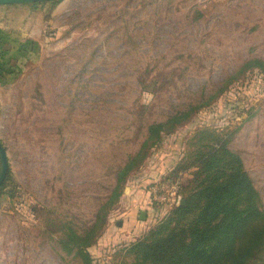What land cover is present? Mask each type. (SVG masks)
I'll list each match as a JSON object with an SVG mask.
<instances>
[{
    "label": "rangeland",
    "instance_id": "obj_1",
    "mask_svg": "<svg viewBox=\"0 0 264 264\" xmlns=\"http://www.w3.org/2000/svg\"><path fill=\"white\" fill-rule=\"evenodd\" d=\"M38 14L41 33L0 82L17 191L0 197V264H82L68 237L98 216L93 264L132 262L128 249L168 214L149 186L207 152L212 132L241 157L264 209V66L244 68L264 63V0H56ZM182 112L189 120L146 150L114 200L149 126Z\"/></svg>",
    "mask_w": 264,
    "mask_h": 264
},
{
    "label": "trees",
    "instance_id": "obj_2",
    "mask_svg": "<svg viewBox=\"0 0 264 264\" xmlns=\"http://www.w3.org/2000/svg\"><path fill=\"white\" fill-rule=\"evenodd\" d=\"M53 1L56 0L40 3ZM9 53L0 46V82L16 72ZM263 66L262 61L252 60L244 68ZM190 115L189 112L178 113L165 122L149 126L148 137L140 151L118 174L114 200L119 198V189L126 177L144 160L146 150L159 142L163 134L173 132L188 121ZM204 134L208 133L203 131L200 135ZM210 136L214 143L206 147L207 152L198 148L193 156L178 164L171 178L162 181H181L183 172L198 169L192 182L186 186L181 184L179 205L131 245L128 253L133 261L125 264H264V209L259 192L241 157L229 149V140L224 141L213 132ZM11 183L9 167L0 197L14 199L17 196L16 188L9 189ZM104 223V218L98 216L86 234L72 232L69 235V244L77 249L82 264H93L89 248L99 237Z\"/></svg>",
    "mask_w": 264,
    "mask_h": 264
},
{
    "label": "crops",
    "instance_id": "obj_3",
    "mask_svg": "<svg viewBox=\"0 0 264 264\" xmlns=\"http://www.w3.org/2000/svg\"><path fill=\"white\" fill-rule=\"evenodd\" d=\"M42 4L44 3L0 6V44L2 43L0 46L9 51L10 55L15 54L13 62L26 55L23 48L33 36L41 33V19L38 20V12ZM17 65L20 66L19 62ZM244 168L253 180L245 164Z\"/></svg>",
    "mask_w": 264,
    "mask_h": 264
},
{
    "label": "built area",
    "instance_id": "obj_4",
    "mask_svg": "<svg viewBox=\"0 0 264 264\" xmlns=\"http://www.w3.org/2000/svg\"><path fill=\"white\" fill-rule=\"evenodd\" d=\"M181 181L176 180L172 183L159 181L149 189L151 202L155 203L158 207L167 211H171L174 207L178 206L181 201L179 194Z\"/></svg>",
    "mask_w": 264,
    "mask_h": 264
},
{
    "label": "water",
    "instance_id": "obj_5",
    "mask_svg": "<svg viewBox=\"0 0 264 264\" xmlns=\"http://www.w3.org/2000/svg\"><path fill=\"white\" fill-rule=\"evenodd\" d=\"M43 1L49 0H0V6L6 5H23V4H31V3H40ZM9 160L7 156V152L0 141V189L6 181L8 172H9ZM140 219H146V213H140Z\"/></svg>",
    "mask_w": 264,
    "mask_h": 264
}]
</instances>
